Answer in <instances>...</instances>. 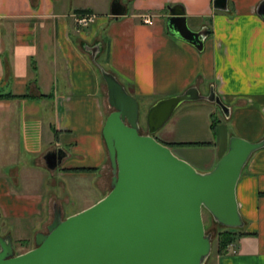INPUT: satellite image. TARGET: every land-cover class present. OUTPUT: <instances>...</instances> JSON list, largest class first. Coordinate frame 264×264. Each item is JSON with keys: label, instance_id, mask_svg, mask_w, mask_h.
<instances>
[{"label": "crops", "instance_id": "1", "mask_svg": "<svg viewBox=\"0 0 264 264\" xmlns=\"http://www.w3.org/2000/svg\"><path fill=\"white\" fill-rule=\"evenodd\" d=\"M114 1L0 0V95L13 96L0 99V236L13 241L6 220L38 217L46 228L53 206L61 210L55 188L66 180L90 179L103 192L107 90L98 66L145 111L189 88L220 98L226 115L204 99L185 102L191 106L182 114L201 118L209 130L202 141L155 135L178 149L208 144L192 146L209 156L202 172L226 153L230 137L264 140V21L256 13L263 0H227L225 11L215 10L214 0H117L118 16ZM174 5L184 9L190 30L208 31L201 52L167 32V8ZM81 11L95 16L87 28L76 25ZM145 15L151 24L142 23ZM57 151L61 162L49 170L44 156ZM40 184L46 193L38 192ZM235 194L241 235L216 264H264V147L246 162Z\"/></svg>", "mask_w": 264, "mask_h": 264}, {"label": "water", "instance_id": "2", "mask_svg": "<svg viewBox=\"0 0 264 264\" xmlns=\"http://www.w3.org/2000/svg\"><path fill=\"white\" fill-rule=\"evenodd\" d=\"M227 0H214L225 11ZM118 1L112 15L122 13ZM264 21V0L256 9ZM165 27L170 36L203 50L208 31L194 32L180 5L167 8ZM94 60L98 47L88 49ZM112 109L105 118L102 138L111 167L110 191L91 207L62 218L53 206L46 233H37L35 247L15 255L9 235L0 236V264H204L211 251L202 211L227 229H241L236 184L250 156L264 140L248 142L232 136L226 153L214 168L200 173L173 155L155 134L185 102L207 100L223 114L226 106L211 91L200 96L196 88L161 99L145 115L146 133H140L139 104L120 82L98 66ZM62 151L48 152L45 166L54 170Z\"/></svg>", "mask_w": 264, "mask_h": 264}, {"label": "rangeland", "instance_id": "3", "mask_svg": "<svg viewBox=\"0 0 264 264\" xmlns=\"http://www.w3.org/2000/svg\"><path fill=\"white\" fill-rule=\"evenodd\" d=\"M106 98L107 96L104 94L103 109L105 116L107 117V115L112 112V109L108 105ZM190 106L191 105H188V103L181 104L176 109L170 120L163 128H161V131L159 130L155 135H159L161 132H167L169 138L171 137L172 139H179V141H184L185 143H198V141H202V139H204L209 133V130L207 127L205 129L202 127V120H200L201 118H198L197 116L191 118L190 116L182 114V111ZM146 108V105L140 104L139 125L142 134L146 133ZM169 148L174 156L189 163L196 171L204 173L201 170V165L208 160L209 156L207 155V152L192 146L181 147V149H178L175 146H169ZM41 180L44 182V180L46 181L47 179ZM102 180L104 187L103 192L94 187L92 180L86 178L66 180L63 189L56 187L55 192H57L61 203L62 218L65 219L91 207L108 194L110 191L111 180V167L108 159L102 174ZM42 184H40L38 192L46 193L48 188H46V186L43 187ZM202 219L205 233L209 234L211 237V251L204 264H216L218 258V234L223 231V228L213 221L211 215L206 210L202 211ZM4 223L5 227H8L7 229H9L13 237L12 243L15 255H19L33 249L35 247L34 241L37 233H46V228H44L45 226L42 224L43 220L38 217H35V219L31 222L28 220H18L17 222L6 220ZM4 231L5 230L0 228V235H3ZM22 239H26V245H20L18 243L17 240Z\"/></svg>", "mask_w": 264, "mask_h": 264}, {"label": "trees", "instance_id": "4", "mask_svg": "<svg viewBox=\"0 0 264 264\" xmlns=\"http://www.w3.org/2000/svg\"><path fill=\"white\" fill-rule=\"evenodd\" d=\"M86 12V11H85ZM79 13H84V11H81ZM12 95H0V99H9L12 98ZM26 97V96H24ZM215 120H212L211 129L213 130L215 127ZM208 144H190V146H206ZM223 228V231L218 234V245H217V255L218 257L224 256L228 254V249L230 246H232L237 238L241 235L239 229H227ZM18 243L20 245H26V240H18Z\"/></svg>", "mask_w": 264, "mask_h": 264}, {"label": "built area", "instance_id": "5", "mask_svg": "<svg viewBox=\"0 0 264 264\" xmlns=\"http://www.w3.org/2000/svg\"><path fill=\"white\" fill-rule=\"evenodd\" d=\"M74 17L76 25L80 28H87L95 21V16L87 12L78 13ZM141 18L142 23L145 25H149L152 22V17L149 15L142 16Z\"/></svg>", "mask_w": 264, "mask_h": 264}, {"label": "flooded vegetation", "instance_id": "6", "mask_svg": "<svg viewBox=\"0 0 264 264\" xmlns=\"http://www.w3.org/2000/svg\"><path fill=\"white\" fill-rule=\"evenodd\" d=\"M140 133H141V131H140Z\"/></svg>", "mask_w": 264, "mask_h": 264}]
</instances>
